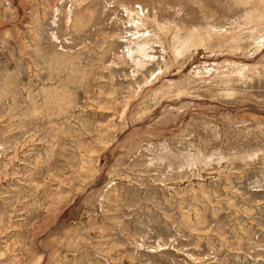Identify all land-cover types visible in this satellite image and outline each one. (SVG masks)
<instances>
[{
  "label": "rangeland",
  "instance_id": "374dc122",
  "mask_svg": "<svg viewBox=\"0 0 264 264\" xmlns=\"http://www.w3.org/2000/svg\"><path fill=\"white\" fill-rule=\"evenodd\" d=\"M0 264H264V0H0Z\"/></svg>",
  "mask_w": 264,
  "mask_h": 264
}]
</instances>
